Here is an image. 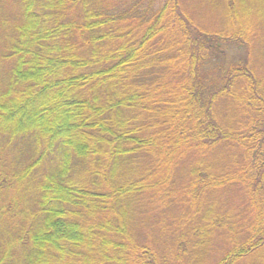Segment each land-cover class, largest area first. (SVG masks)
<instances>
[{"label":"trees","instance_id":"16d2710c","mask_svg":"<svg viewBox=\"0 0 264 264\" xmlns=\"http://www.w3.org/2000/svg\"><path fill=\"white\" fill-rule=\"evenodd\" d=\"M0 264H264V0H0Z\"/></svg>","mask_w":264,"mask_h":264}]
</instances>
